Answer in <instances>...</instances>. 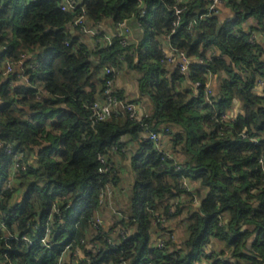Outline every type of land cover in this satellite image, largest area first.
Returning <instances> with one entry per match:
<instances>
[{"label":"clouds","instance_id":"clouds-1","mask_svg":"<svg viewBox=\"0 0 264 264\" xmlns=\"http://www.w3.org/2000/svg\"><path fill=\"white\" fill-rule=\"evenodd\" d=\"M0 264H264V0H0Z\"/></svg>","mask_w":264,"mask_h":264}]
</instances>
